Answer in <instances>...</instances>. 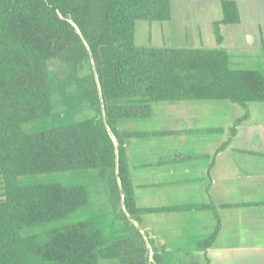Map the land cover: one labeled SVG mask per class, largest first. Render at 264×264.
I'll list each match as a JSON object with an SVG mask.
<instances>
[{
	"label": "trees",
	"instance_id": "trees-1",
	"mask_svg": "<svg viewBox=\"0 0 264 264\" xmlns=\"http://www.w3.org/2000/svg\"><path fill=\"white\" fill-rule=\"evenodd\" d=\"M173 1L0 0V264H143L137 259L148 255L131 239L105 246L90 223L51 231L43 244L22 235L25 228L62 220L88 204L81 185L17 186L24 177L99 170L113 206L122 205L129 216L214 209L212 202L139 207L124 145L139 134L120 133L118 126L150 118L155 103L229 101L243 116L228 129L220 153L250 119V104L264 103V74L235 69L224 47L222 26L241 21L233 0H200L221 5L214 49L136 46L137 22H169ZM71 53L92 62L87 82L76 89L84 103L77 114L84 119L41 132L36 122L49 114L51 102L49 66L76 59ZM220 229L217 218L214 232L198 247L213 246ZM148 258L150 264L164 262L156 253Z\"/></svg>",
	"mask_w": 264,
	"mask_h": 264
},
{
	"label": "rangeland",
	"instance_id": "rangeland-1",
	"mask_svg": "<svg viewBox=\"0 0 264 264\" xmlns=\"http://www.w3.org/2000/svg\"><path fill=\"white\" fill-rule=\"evenodd\" d=\"M243 1L249 2L250 5L245 4L244 23L248 26L259 25L264 32V0ZM173 2L172 15L175 16L174 10L177 5L173 6ZM213 6L219 7L218 11L214 9L212 17L215 19L222 9L218 2ZM183 12L186 13V20L191 17L196 18L197 11L191 12L185 9ZM167 23L138 21L135 35L136 46L181 47L185 45L186 38L179 33V30L176 38L172 32L173 28L167 27ZM187 39L190 41L189 35ZM255 44L251 45L256 48L257 44ZM225 47L227 48L226 44ZM229 51L236 65L238 55L235 43L232 41ZM258 51L259 53L254 52L251 58H246L241 66L233 67L239 70H257L264 74V51ZM71 54V57H76L75 61L67 59L49 66L51 102L49 114L36 122L41 132L61 128L84 119L80 116L83 113L77 114L84 103L76 89L80 82L81 84L87 82L92 62L87 58ZM249 108L251 122L264 127V103H253ZM242 115L243 110L229 101H184L176 104L155 103L152 104L150 118L120 121L118 125L120 133L139 134L137 137L124 140L136 202L139 203L141 198L144 200L147 198V206H150L158 193L155 190L154 178L148 180H137V178L144 174L151 177L155 175L161 157L173 156L176 151L183 150L192 154H203L205 149L220 145L222 139L226 140L228 129ZM169 132L174 134L170 135ZM16 184L17 186L60 184L65 187L81 185L87 191L88 204L76 213L62 220L25 228L22 231V235L35 237L40 244L45 243V235L51 231L90 223L101 232L105 246H111L117 239H131L136 242L138 248H145L148 255H142L137 259L140 262L144 260L143 264L151 263L148 257L155 252L153 250L155 247L159 249L158 254L164 260L163 264L205 263V259L197 258L198 255L193 251L197 247V240L200 238L206 240L209 235L202 227L195 224L189 212H179L177 215L165 217L146 215L149 219L157 221L147 230L144 217L129 216L122 205L113 206L106 191V180L101 177L99 170L28 176L18 179ZM99 264H120V262L113 259H100ZM231 264H235L234 260Z\"/></svg>",
	"mask_w": 264,
	"mask_h": 264
},
{
	"label": "crops",
	"instance_id": "crops-1",
	"mask_svg": "<svg viewBox=\"0 0 264 264\" xmlns=\"http://www.w3.org/2000/svg\"><path fill=\"white\" fill-rule=\"evenodd\" d=\"M233 1L238 5L241 21L237 25L222 26L221 30L224 47L226 44L232 65L238 67L246 58H251L254 52L264 51V32L259 25L248 26L244 23L243 10L245 4L250 6L249 2ZM173 3V6L177 5L174 10L176 14L171 16L166 26L173 28L172 32L176 38L179 30L187 41L181 47H172L216 48L214 23L222 18V12H218L215 19L212 17L214 9L219 10L218 6H213L216 2L176 0ZM185 9L197 11L196 18L186 20V13L183 12ZM188 35L190 41L187 39ZM231 41L237 49L236 65L229 51ZM253 43H256L258 48L252 46ZM251 119L252 117L239 126L237 136L222 152L218 153L228 135L226 140H221L220 145L210 146L200 155L183 150L176 151L173 156L161 157L155 175L151 177L144 174L137 178H154L155 190L158 192L150 206H147V198H141L137 203L141 208L197 207L211 202L215 204L214 209L185 211L189 212L196 225L208 232V237L217 226V218L221 222L220 233L213 246L207 250L199 248L198 243L205 240H197V247L193 252L198 255L197 258L205 259L204 264L207 263L206 260L209 264H231L233 260L235 264H264V127L251 122ZM168 134L171 135V132ZM222 205L234 207L223 208ZM173 214L178 213L156 216ZM142 217L146 219L144 221L149 230L156 220L149 219L146 215ZM153 250L155 252L151 251L150 256L153 253L158 254L157 247Z\"/></svg>",
	"mask_w": 264,
	"mask_h": 264
}]
</instances>
